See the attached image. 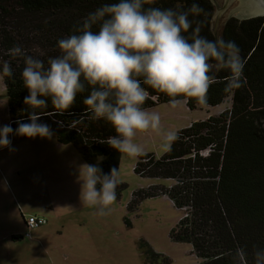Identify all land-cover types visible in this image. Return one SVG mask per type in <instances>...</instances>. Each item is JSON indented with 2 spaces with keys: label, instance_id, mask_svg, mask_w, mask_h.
Here are the masks:
<instances>
[{
  "label": "trees",
  "instance_id": "1",
  "mask_svg": "<svg viewBox=\"0 0 264 264\" xmlns=\"http://www.w3.org/2000/svg\"><path fill=\"white\" fill-rule=\"evenodd\" d=\"M111 2L114 0H0V63L8 61L13 68V77L2 79L9 125L14 130L17 120L27 122L24 97L28 91L20 78L23 60L8 55V50L20 45L46 62L59 54V39L73 34L88 13ZM193 2L202 9L200 15L189 17L193 27L199 24V34L216 41L211 0H157L152 6L187 9ZM218 35L219 40L232 41L239 49L242 86L226 88L228 73L221 71L209 84L206 103L182 98L189 108L217 105L227 98L230 104L218 114L177 130L179 139L171 151L159 157L144 152L136 159V174L170 179L171 184L134 190L127 208L140 199L165 194L182 210L170 237L191 243L199 259L195 264H244L237 249L244 248L250 261L256 250L264 248V15L242 20L231 17ZM147 90L149 97L143 107L168 102L165 94ZM87 94H78L63 114L55 113L49 102L40 122L50 126L59 142L79 147L92 164L99 161L104 173L113 167L118 171L122 153L109 145L115 132L104 120L90 118L83 103ZM123 186L119 184L117 194ZM141 248L144 264H170L167 256L147 243L141 242Z\"/></svg>",
  "mask_w": 264,
  "mask_h": 264
},
{
  "label": "clouds",
  "instance_id": "2",
  "mask_svg": "<svg viewBox=\"0 0 264 264\" xmlns=\"http://www.w3.org/2000/svg\"><path fill=\"white\" fill-rule=\"evenodd\" d=\"M156 2L114 0L101 5L83 18L73 34L57 41L59 54L46 62L20 45L9 49L8 55L23 60L20 78L28 91L24 104L29 112L27 122H15V130L0 126V149L10 146L11 135L52 139L53 130L40 122L49 102L55 113L63 114L78 94L87 91L83 103L90 118L104 120L115 132L109 138L112 149L141 157L144 148L135 138L150 132L160 137L161 150L168 152L179 133L162 132L160 113L143 107L148 88L169 97L168 104L175 109L184 97L206 103L209 84L218 72L228 73L226 88L242 86L243 62L237 45L199 34L200 25L193 27L189 19L202 12L197 3L183 9L152 6ZM13 75L8 61L0 63V76ZM78 181L80 202L98 216L109 214L120 184L117 168L104 173L99 161L84 163L78 166ZM237 255L244 264H264V248L256 250L250 261L244 248L237 249Z\"/></svg>",
  "mask_w": 264,
  "mask_h": 264
},
{
  "label": "rangeland",
  "instance_id": "3",
  "mask_svg": "<svg viewBox=\"0 0 264 264\" xmlns=\"http://www.w3.org/2000/svg\"><path fill=\"white\" fill-rule=\"evenodd\" d=\"M221 7L224 0H215ZM239 3L232 0L220 14L217 34ZM213 4V3H212ZM218 9L213 4L211 28ZM5 102V103H4ZM0 126L9 125L7 97L0 76ZM230 98L217 105L189 108L184 99L172 109L168 102L147 107L161 115V131L179 130L191 122L218 114ZM8 148L0 149V264H144L141 242L167 256L170 264L199 261L192 245L170 237L182 215L165 194L140 199L127 208L132 192L150 185H168L170 179L136 174L137 158L122 153L118 168L124 186L111 212L103 217L80 202L78 166L92 164L75 144L52 139L11 135ZM135 142L156 157L164 151L155 133H138ZM34 214L46 219L30 231L24 217ZM29 232V235L28 233ZM19 235V239L12 236Z\"/></svg>",
  "mask_w": 264,
  "mask_h": 264
},
{
  "label": "water",
  "instance_id": "4",
  "mask_svg": "<svg viewBox=\"0 0 264 264\" xmlns=\"http://www.w3.org/2000/svg\"><path fill=\"white\" fill-rule=\"evenodd\" d=\"M231 1L232 0H224L223 5L221 7H218L216 1L211 0V2L218 9V13L214 23V28L212 29L216 41L219 40V35L217 34L216 31L217 21H219L220 14L226 9V6ZM232 14H234V16L239 20L251 18L259 15H264V0H239L238 5L233 10H231L228 15H232Z\"/></svg>",
  "mask_w": 264,
  "mask_h": 264
},
{
  "label": "built area",
  "instance_id": "5",
  "mask_svg": "<svg viewBox=\"0 0 264 264\" xmlns=\"http://www.w3.org/2000/svg\"><path fill=\"white\" fill-rule=\"evenodd\" d=\"M45 222H46V219L43 218L42 216L30 214V215H27L25 217V225H26V228L28 229V231L44 225ZM27 233L29 235V232H27Z\"/></svg>",
  "mask_w": 264,
  "mask_h": 264
},
{
  "label": "flooded vegetation",
  "instance_id": "6",
  "mask_svg": "<svg viewBox=\"0 0 264 264\" xmlns=\"http://www.w3.org/2000/svg\"><path fill=\"white\" fill-rule=\"evenodd\" d=\"M229 18H231V17H227L226 20H228ZM235 18H236V17H235ZM226 20H225V22H226ZM225 22H224V23H225Z\"/></svg>",
  "mask_w": 264,
  "mask_h": 264
}]
</instances>
